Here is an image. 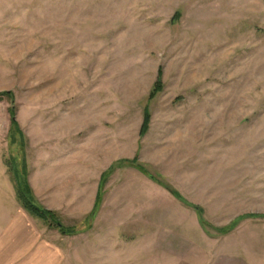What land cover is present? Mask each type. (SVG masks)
<instances>
[{"label":"rangeland","instance_id":"1","mask_svg":"<svg viewBox=\"0 0 264 264\" xmlns=\"http://www.w3.org/2000/svg\"><path fill=\"white\" fill-rule=\"evenodd\" d=\"M0 92V237L13 163L60 264H264V0H0Z\"/></svg>","mask_w":264,"mask_h":264},{"label":"crops","instance_id":"2","mask_svg":"<svg viewBox=\"0 0 264 264\" xmlns=\"http://www.w3.org/2000/svg\"><path fill=\"white\" fill-rule=\"evenodd\" d=\"M0 237V264H60V248L42 235L44 229L21 206Z\"/></svg>","mask_w":264,"mask_h":264},{"label":"trees","instance_id":"3","mask_svg":"<svg viewBox=\"0 0 264 264\" xmlns=\"http://www.w3.org/2000/svg\"><path fill=\"white\" fill-rule=\"evenodd\" d=\"M162 74L160 73L158 80L156 81V83L154 84L152 91L150 93L149 99L152 100L155 98V96L161 92L163 90V83H162ZM7 98L11 101H13V94L11 92H0V100ZM149 123H150V115L147 112V110L145 111V115H144V120H143V124L141 127V136H144L149 128ZM21 136V130L19 129V126L17 124V121L15 120V113L12 109L11 111V133H10V138L12 139V141H16V136ZM11 167L9 169V172L12 176V180L14 181V186H15V191H16V198L18 200V202L20 203V205L22 206V208L28 213L30 214L33 218L35 219H39L41 221H44L45 223L48 224V226L50 227H56L59 231H61L62 233H65L67 235H74L77 233V231H75L74 229L70 228V229H66L61 225V222L58 219V216L55 212L46 209L45 207H43L42 205H40L37 200L34 197L33 191L30 187V185L28 184L27 180H26V176H27V171L26 168L22 167V171L19 173L18 170L16 169V167L14 166L13 163L10 164ZM121 166H132L137 168L138 170H140L141 172H143L144 174H147L146 170L141 167L140 165H138L137 160L134 159L132 161H122L121 162ZM149 178L153 181H156L155 177L148 175ZM159 184L162 185L161 182H159ZM167 189L169 187H166ZM170 192L176 196L177 198L180 199V195L172 190L169 189ZM99 201V196H97V200H96V204L95 206H97ZM184 202V201H183ZM185 205L189 206L190 208H194V210L198 213V214H202V209L198 206L192 205L189 202H184ZM95 217V213L92 212L91 213V217L89 220V227L91 225V221L93 220V218ZM248 218H258V217H264V216H257V215H249L246 216ZM245 218V217H243ZM242 218V219H243ZM239 221H241V219H238ZM237 220V221H238ZM200 222L202 223V225H205L204 221L200 220ZM234 229V226H230V227H226V228H222V229H217L221 234L223 233H228L230 231H232Z\"/></svg>","mask_w":264,"mask_h":264}]
</instances>
